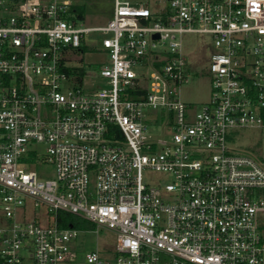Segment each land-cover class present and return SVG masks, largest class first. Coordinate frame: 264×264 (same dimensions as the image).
<instances>
[{"label":"built area","instance_id":"built-area-1","mask_svg":"<svg viewBox=\"0 0 264 264\" xmlns=\"http://www.w3.org/2000/svg\"><path fill=\"white\" fill-rule=\"evenodd\" d=\"M149 4L113 0L85 26L74 0H0V264H77L59 210L115 234L114 259L94 249L85 264H264V166L228 139L264 131V0ZM93 31L110 34L98 68L68 73ZM185 33L215 48L195 108L179 91Z\"/></svg>","mask_w":264,"mask_h":264},{"label":"rangeland","instance_id":"rangeland-1","mask_svg":"<svg viewBox=\"0 0 264 264\" xmlns=\"http://www.w3.org/2000/svg\"><path fill=\"white\" fill-rule=\"evenodd\" d=\"M148 1L150 2L149 6L153 9V3L156 0ZM74 2L83 8V24L85 26L105 25L111 17L113 0H74ZM159 4L168 5V0H159ZM104 36H110V34H102L97 31L85 34L87 45L83 47L82 51L76 49L72 51L74 59L71 60V65L76 67L82 65L86 70L92 72L96 70L103 56L99 40ZM164 48L165 45L158 47L157 50L160 51ZM182 49L188 65L189 78L187 82L182 83L180 86V97L185 103L195 108L209 100L211 79L208 72V62L215 48L212 46L208 35L185 33L182 36ZM150 131L158 136H167L154 126H151ZM231 134L232 140L229 144L235 151L250 154L264 166L263 129L256 126H245L232 129ZM37 146L43 153L45 144L40 143ZM35 168L41 179L55 176L54 165L49 162L41 161ZM142 175L143 180L147 184H155V181L161 177L160 173L147 168L143 169ZM168 179L169 177H165V180ZM31 214L29 210L27 212L28 217H31ZM83 221L77 227L79 229L77 237L71 242V247L78 255L77 264H85L83 262L84 254L94 249H98L102 257L113 260L115 257V252L113 251L115 234L111 230L96 228L93 223ZM256 221L264 237V210L257 212Z\"/></svg>","mask_w":264,"mask_h":264},{"label":"trees","instance_id":"trees-1","mask_svg":"<svg viewBox=\"0 0 264 264\" xmlns=\"http://www.w3.org/2000/svg\"><path fill=\"white\" fill-rule=\"evenodd\" d=\"M72 9L77 10V12L82 16L83 15V8L79 5H74ZM85 67L75 66V67H68L66 71L70 74H78V76L82 75L84 72ZM228 139L232 140V135L228 136ZM56 221L57 224L61 227H67L69 225H72L73 227L80 226V223L84 222L81 218H79L77 215L71 214L66 211L59 210L56 214Z\"/></svg>","mask_w":264,"mask_h":264},{"label":"water","instance_id":"water-1","mask_svg":"<svg viewBox=\"0 0 264 264\" xmlns=\"http://www.w3.org/2000/svg\"><path fill=\"white\" fill-rule=\"evenodd\" d=\"M154 36L156 37L157 35L155 34ZM69 226H71V225H69Z\"/></svg>","mask_w":264,"mask_h":264}]
</instances>
